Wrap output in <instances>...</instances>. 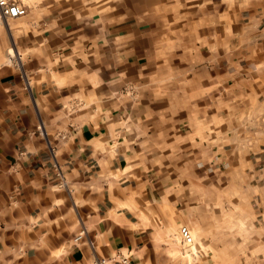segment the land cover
<instances>
[{"label":"crops","instance_id":"obj_1","mask_svg":"<svg viewBox=\"0 0 264 264\" xmlns=\"http://www.w3.org/2000/svg\"><path fill=\"white\" fill-rule=\"evenodd\" d=\"M18 1L27 13L0 24V264H97L117 249L156 264L159 163L211 130L224 162L254 164L237 177L261 193L264 0H238L235 42L198 54L180 41L190 51L171 73L160 31L116 5Z\"/></svg>","mask_w":264,"mask_h":264},{"label":"rangeland","instance_id":"obj_2","mask_svg":"<svg viewBox=\"0 0 264 264\" xmlns=\"http://www.w3.org/2000/svg\"><path fill=\"white\" fill-rule=\"evenodd\" d=\"M86 2L99 7L116 5L118 11H128L134 19L147 21L160 31L158 45L164 54L159 50L157 56L168 66L167 73H171L173 59L181 57L183 50L190 51L184 45L179 48L180 41L191 40L200 54L221 39L227 44L235 42V31L243 21L238 15V0ZM152 76L157 81V73ZM171 88L172 85H166L165 90ZM158 89L156 86L151 93ZM207 106L208 114L202 115L210 120L211 107ZM210 133L208 140L201 135L198 142H192L194 145L182 146L181 162L159 163L165 175L159 177V186L153 190L152 220L146 223L151 225L149 245L157 254L156 264H264V189L256 195L247 193L242 187L243 179L237 177L238 172L253 169L254 164L224 162L220 151L222 140L213 139L214 130ZM172 148L166 147L169 156H173ZM155 149L160 152L162 146L153 143L148 147L154 156ZM262 166L259 163L256 169ZM158 182L156 178L153 180L155 184ZM183 225L192 230L197 248L194 244L184 246L179 234Z\"/></svg>","mask_w":264,"mask_h":264},{"label":"built area","instance_id":"obj_3","mask_svg":"<svg viewBox=\"0 0 264 264\" xmlns=\"http://www.w3.org/2000/svg\"><path fill=\"white\" fill-rule=\"evenodd\" d=\"M27 13V5L18 0H0V24L5 20L20 17ZM83 231L77 235L76 240H81ZM180 237L185 247H189L195 242V236L187 225H183L179 229ZM109 262H122L130 264V254L117 249L110 257L97 260V264H108Z\"/></svg>","mask_w":264,"mask_h":264},{"label":"bare ground","instance_id":"obj_4","mask_svg":"<svg viewBox=\"0 0 264 264\" xmlns=\"http://www.w3.org/2000/svg\"><path fill=\"white\" fill-rule=\"evenodd\" d=\"M194 247H195V244H194ZM195 248H197V247H195Z\"/></svg>","mask_w":264,"mask_h":264}]
</instances>
